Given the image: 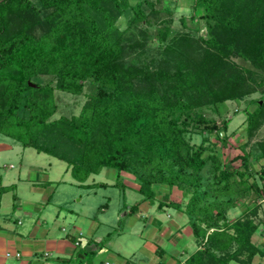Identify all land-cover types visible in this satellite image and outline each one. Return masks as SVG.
<instances>
[{"label": "trees", "instance_id": "1", "mask_svg": "<svg viewBox=\"0 0 264 264\" xmlns=\"http://www.w3.org/2000/svg\"><path fill=\"white\" fill-rule=\"evenodd\" d=\"M139 1L129 7L128 0H0V134L63 161L76 180L112 168L115 182L121 173L130 175L148 200L153 185L174 187L180 199L156 205L186 216L198 248L185 263L250 264L254 255L264 257L250 241L264 217H258L260 202L245 199L264 202V162L259 185L250 181L251 153L233 156L240 163L229 168L217 145L227 144L217 132H225L229 120L218 125L200 110L211 105L219 112L224 101L253 89L264 96V80L249 86L245 70L230 60L264 66V0H191L190 17L201 21L204 33L182 32L164 41L158 58L148 61L138 52L122 69L124 45L136 41L122 36L115 20L129 9L131 22L145 20L153 5L142 0L145 10ZM180 24L185 27L183 17ZM44 75L54 83L40 82ZM85 79L94 90L78 113L51 118L53 91L79 94ZM252 103L248 136L264 120V102ZM257 145L260 154L252 158L264 160V140ZM236 198L245 211L231 220L227 210Z\"/></svg>", "mask_w": 264, "mask_h": 264}, {"label": "rangeland", "instance_id": "2", "mask_svg": "<svg viewBox=\"0 0 264 264\" xmlns=\"http://www.w3.org/2000/svg\"><path fill=\"white\" fill-rule=\"evenodd\" d=\"M137 1L139 0H128L129 7L133 6ZM149 1L153 6L151 11L147 13L145 20L131 22L129 20L131 15L130 9L120 14L115 20V25L122 32V36H133L136 41L131 47H128L126 44L124 45L125 50L120 59L122 61V69L138 58V52L147 55L148 61L149 56L158 58L156 52L160 51V47L164 44V41L171 40L173 36H178L182 32H189L194 38L204 33V28L201 27V21L198 18L190 17L193 14L190 8L191 0ZM139 3L142 8L147 9V5L142 0ZM180 17H183L185 27H182L180 24ZM37 35V31H34L33 37L35 38ZM159 38H162V41ZM230 60L241 67V70H245L244 74L246 75V81L249 86H256L257 82L264 80V66H255L248 60H243L236 56L230 57ZM149 66L150 68L153 67V65ZM47 80H52L53 82L54 78L52 79L51 76L44 75L39 79L42 83ZM134 81L139 85H143L135 79ZM4 84L5 81L0 82V93ZM27 84L30 87L35 86V83L31 81H27ZM93 90L94 85L85 79L82 80V87L79 94L64 93L57 90L53 91L57 109L51 115V118H56L60 115L69 116L77 114L81 105ZM253 100H257L258 104L264 102V96L258 89H253L251 92L244 94L238 101L233 99L224 101L219 108V112L211 105L201 107L200 111L203 115L213 118L218 125H220V120L223 117H227L229 121L225 132L221 129L217 132L219 136H225L227 140V144L225 145L217 142L221 153L220 158L223 161H228L227 166L229 168L230 166L238 167L240 161L239 159L233 160V156L241 153V151L251 153L249 157V168L251 172L255 173H251L252 180L250 181L256 182L259 185L261 182L257 173L264 160L254 159L252 156L260 154V148H258L257 143L264 140V120L252 136H248L245 131L246 110H251L254 107ZM200 137L198 134L193 135L192 141L198 143ZM208 139L209 141L215 140L211 135ZM4 141L10 143L11 149L0 150V180H36L37 187L41 189L45 183L44 180H52L57 185L52 194V198L56 201L59 200L62 204V201H66L65 206L68 205L67 207L71 210H75L76 213L82 215L81 221H83L84 216H87V219L93 222L91 228L94 230L92 240H96V237H98L99 240L96 242L98 246L106 243L110 249L119 251L120 256L124 259H132L140 264H150L153 256L154 259L158 258V255H153L149 249L148 242L153 238L146 233L145 227H143L145 224L144 217L146 216L147 220L150 215L158 212L154 210V207L151 206L152 202L149 200L147 201L148 204H145L147 205L146 212H142L140 216H135L130 213L131 210L129 208L141 197L133 187L123 182V180L129 181L132 178L130 175L121 173L124 177L115 182V171L109 168H102L97 174H91L85 180H76L71 177L63 161L45 153L36 152L32 147H22L18 142L0 134V143H4ZM100 182L106 183L107 185L98 186L97 183ZM114 182L115 184L112 185ZM153 188L158 189L155 193L156 198L162 200L174 199L176 201L180 199V192L176 191L174 187L170 191L166 186L158 187V185H153ZM262 195H264V190L260 196ZM257 199L256 201H250L246 197L245 200H247L248 204L252 202L255 204L257 201L260 202L259 205L264 203L261 202V199ZM233 204V213L229 214L228 217L231 220L245 211L244 202H241V200L236 198ZM230 209L227 211H230ZM262 209L264 212V207ZM166 212L174 213L171 207L161 211V214L157 216V218L159 217L160 225L168 220V218H165ZM73 216V214H66L67 219L65 221L60 220V223L67 230L71 229L72 222L69 221V218L73 219ZM86 225L83 226L85 228L82 229L83 232L81 231L83 234L80 233L79 236L77 235L80 239L84 238L88 240L86 236ZM190 238L188 239L187 236L184 238L181 237V243H188L190 240L188 245H192L191 240L193 239L192 237ZM167 247L168 245L164 249ZM84 249V246L80 247L82 253ZM97 251V249L86 250L84 257L80 260L91 258ZM257 256L259 259H264L263 256ZM117 259H119V256ZM257 263L263 264V262Z\"/></svg>", "mask_w": 264, "mask_h": 264}, {"label": "crops", "instance_id": "3", "mask_svg": "<svg viewBox=\"0 0 264 264\" xmlns=\"http://www.w3.org/2000/svg\"><path fill=\"white\" fill-rule=\"evenodd\" d=\"M7 143L6 141L0 143V150L11 149L10 143ZM131 179L129 181L123 180V182L137 191L138 184ZM35 181L0 180V264L138 263L132 259H124L120 256L119 251L110 249L106 243L98 246L96 242L99 238L96 237V240H92L94 230L91 228L93 222L88 220L87 216H84L83 221H81L82 215L76 213L75 210H71L67 207L68 205L65 206L66 201H62V204L59 200L56 201L52 198L57 186L52 180H44L45 183L42 185V189L37 187ZM114 184L115 182L112 185ZM97 185L106 186L107 184L100 182ZM154 191L156 193L158 189H154ZM140 196V199L133 203V205L136 204V208L134 211H130L135 216H140L142 212L147 211V205L145 204H148L147 201L149 200L143 199L141 194ZM157 200L162 199L156 198L154 195L151 206L158 213L150 215L147 220L145 216L143 226L146 233L153 238L148 242L150 251L153 255H158L157 259H154V256L152 257L150 264H186L185 260L188 255L198 248L192 237L191 229L186 223L187 218L182 212L173 209L174 213H165V218H168V220L160 225L157 216L165 208L170 207H157ZM143 205L145 206L142 207ZM262 207H264V204H261L258 208V217H264ZM129 210H131V207ZM232 211L233 208L227 211L228 217L229 214L233 213ZM66 214L74 215L73 219L69 218V221L72 222L71 229L68 228L69 230L60 223V220L65 221L67 219ZM85 224H87L86 236L88 240L81 238V241L79 238V244L75 246L73 242L77 240L79 233L83 234L82 229H85L83 227ZM186 236L188 239L192 237V245H188L190 240L188 243H181V237ZM250 241L264 251V226H260L257 232L251 235ZM166 245L168 247L164 249ZM81 246L87 247L88 250L97 249L98 251L91 258L80 260L86 252L85 249L83 253L81 252ZM118 256L119 259H117ZM257 262L264 263V259H259L255 255L250 264H256Z\"/></svg>", "mask_w": 264, "mask_h": 264}, {"label": "built area", "instance_id": "4", "mask_svg": "<svg viewBox=\"0 0 264 264\" xmlns=\"http://www.w3.org/2000/svg\"><path fill=\"white\" fill-rule=\"evenodd\" d=\"M79 235H80V233H79ZM73 244H74L75 246L79 244V237L77 238V240H75V241L73 242ZM16 255H17V253H16Z\"/></svg>", "mask_w": 264, "mask_h": 264}, {"label": "water", "instance_id": "5", "mask_svg": "<svg viewBox=\"0 0 264 264\" xmlns=\"http://www.w3.org/2000/svg\"><path fill=\"white\" fill-rule=\"evenodd\" d=\"M85 250H88V248L86 247Z\"/></svg>", "mask_w": 264, "mask_h": 264}]
</instances>
